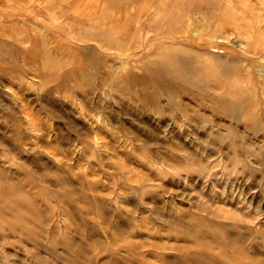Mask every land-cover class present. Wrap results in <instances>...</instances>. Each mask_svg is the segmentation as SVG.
Returning a JSON list of instances; mask_svg holds the SVG:
<instances>
[{
	"label": "rangeland",
	"instance_id": "obj_1",
	"mask_svg": "<svg viewBox=\"0 0 264 264\" xmlns=\"http://www.w3.org/2000/svg\"><path fill=\"white\" fill-rule=\"evenodd\" d=\"M0 1V264H264V134L237 124L232 148L191 87L196 122L158 114L137 81L152 39L119 0Z\"/></svg>",
	"mask_w": 264,
	"mask_h": 264
},
{
	"label": "bare ground",
	"instance_id": "obj_2",
	"mask_svg": "<svg viewBox=\"0 0 264 264\" xmlns=\"http://www.w3.org/2000/svg\"><path fill=\"white\" fill-rule=\"evenodd\" d=\"M105 1L115 3V0ZM119 2L125 11L129 8L133 10L127 12L122 21L125 33H130L133 24L136 30L146 29L147 39H152L149 47L153 60L142 62L144 76L137 81L142 83L144 96H147L157 108L158 114L162 115L161 112L166 111V108L181 109L185 117L196 122L198 115L193 113L189 116L192 112H187L178 102V98L175 99L177 91L184 92L183 90L191 87L196 91V98L199 96V99H202L201 105H205V108L208 107L216 115L230 122L228 133L231 138L227 144L232 148L238 149V145L241 146L240 144L247 139L246 135L237 130V124L244 126L253 135L264 134V58L254 56L264 55V13L259 12V10L264 12V0H119ZM142 16L147 22L141 24ZM125 33L121 41H116L117 49H122L125 38L129 36ZM109 34L112 32L98 29L87 33L82 39L93 40L104 46ZM133 39L136 41L138 38L133 36ZM236 39L238 45H234ZM193 40L194 42H191ZM162 95L168 102L165 109L161 108L158 102ZM200 104L198 103L199 106ZM213 139L215 142L219 137L215 136ZM220 140L224 141L225 137L220 136ZM245 145L248 148V145ZM2 241L17 243L8 235H4ZM21 246V249H25L24 243ZM35 247L37 251V245ZM34 258V261H44L43 257L42 260L41 257Z\"/></svg>",
	"mask_w": 264,
	"mask_h": 264
}]
</instances>
